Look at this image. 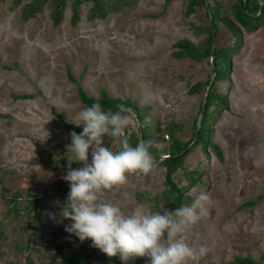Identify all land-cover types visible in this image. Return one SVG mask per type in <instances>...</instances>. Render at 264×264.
Segmentation results:
<instances>
[{
  "label": "rangeland",
  "instance_id": "rangeland-1",
  "mask_svg": "<svg viewBox=\"0 0 264 264\" xmlns=\"http://www.w3.org/2000/svg\"><path fill=\"white\" fill-rule=\"evenodd\" d=\"M27 3L0 1V264H50L57 246L66 254L75 250L64 227L70 220L59 217L69 191V182L62 179L68 165L66 145L71 142L64 122L75 124L86 106L68 71L88 96L98 97L104 88L113 98L128 99L144 111L151 137L164 138L155 141V147H168L171 124L179 126H173L172 133L188 142L204 102V85L214 76L213 63L211 57H175V43L187 39L201 44L208 36L207 6L217 3L230 17L236 0H206L190 15L184 13L188 0H118L102 19H88L92 2L84 1L75 24L68 1L56 25L50 0L23 20ZM239 31L238 52L231 57L227 78L215 84L228 100L210 125V142L222 157L211 147L193 146L191 140L183 167L173 175L186 185L188 171L202 173L186 186L185 203L201 191L210 196L207 212L186 234L190 244H207L208 251L186 264L264 256V26ZM234 42L219 22L212 45L221 48ZM196 82L203 86L190 93ZM134 125L127 133L140 138L136 114ZM114 139L106 136L103 142L116 150ZM164 172L157 164L147 174L128 173L126 182L103 191L100 198L118 202L125 212L160 210V204L153 206V197L164 188ZM249 201L253 203L247 205ZM84 244L90 264H112L91 240ZM133 259L134 264H145L148 258Z\"/></svg>",
  "mask_w": 264,
  "mask_h": 264
},
{
  "label": "clouds",
  "instance_id": "clouds-1",
  "mask_svg": "<svg viewBox=\"0 0 264 264\" xmlns=\"http://www.w3.org/2000/svg\"><path fill=\"white\" fill-rule=\"evenodd\" d=\"M134 122L135 114L122 103L117 110H105L99 101L80 109L74 123L82 125V131L72 130L66 145L68 165L62 179L69 182V191L59 217L70 220L64 225L66 232L80 241L90 238L91 245L108 256L118 254L122 261L146 256L145 264H186L208 251L207 244L193 245L186 238L207 212V192H199L179 207L161 205L151 212L140 208L125 212L118 202L100 198L103 191L126 182L128 173L143 175L157 166L151 140L139 139L133 145L126 138ZM106 136L115 138L118 149L103 142ZM73 162L82 166L74 168Z\"/></svg>",
  "mask_w": 264,
  "mask_h": 264
},
{
  "label": "trees",
  "instance_id": "trees-1",
  "mask_svg": "<svg viewBox=\"0 0 264 264\" xmlns=\"http://www.w3.org/2000/svg\"><path fill=\"white\" fill-rule=\"evenodd\" d=\"M2 1V0H0ZM17 3L18 0H12ZM47 0H29V3L25 4L22 9V18L26 20L35 16V14L41 11L43 3ZM71 4V23L75 24L78 20V9L79 6L84 1H91L92 5L89 8L87 13L88 19L99 18L102 19L105 17L108 9L115 8L116 2L118 0H111L110 3L105 2V0H50L51 5V18L53 24H58L61 20L63 9L67 2ZM170 0H166V4ZM206 4V0H188L186 10L184 11L185 15H190L195 11L197 5ZM233 13L230 17L224 16L221 13L220 8L217 3L212 4V6H207V13L209 19L208 26V36L201 44H194L191 41L185 39L180 40L175 43V46L178 47V50L174 52V56L177 58H189V59H200V58H212V63L214 65V78L212 84L208 90V93L205 97L204 108L201 115L199 116V129L197 134L195 133L196 124H194V129L191 135V139L188 142L181 141L172 133V127H179L176 124H171L167 126L169 144L167 148H157L153 145L155 141H163V136L151 137L149 122L144 119V111L141 112L137 106L128 99L113 98L110 96L106 90L103 88L100 91L98 97L88 96L80 87L77 80L72 76L70 71H68L69 79L77 83L78 94L81 102L85 106H89L93 101H99L101 106L107 110H117V105L125 104L129 109L137 115L139 122V131L141 132V139L151 140L150 149L155 155L159 165L164 167V188L153 197L155 209L158 205H164L168 208L179 207L182 204H185V198L189 196H184V190L186 186L193 185L197 179L201 178V171L198 169L190 170L186 173V185H180L177 181L174 180V173L177 169L183 167L184 156L188 152V144L191 140L194 139L192 145H200L203 149L206 147H211L214 149L219 157L221 156V151L217 145L210 142L211 129L210 125L215 118L216 110L221 106L227 108L228 100L227 95L221 94L217 91L215 84L218 81H224L227 78L228 72L230 71L231 66V57L233 54L238 52V43L240 41L241 35L239 29L244 30L245 32L256 31L259 27L264 26V0H236V3L232 6ZM233 15V20H232ZM223 23L227 29L235 37V42L233 46H224L221 48H215L212 44L214 36L216 35V30L218 23ZM238 26L236 25V23ZM211 50L213 53H211ZM208 82L204 86L208 85ZM203 86V83L196 82L189 88L190 93H196L199 91L200 87ZM210 107H213L212 110H209ZM59 116V115H58ZM0 117H4L0 114ZM69 134L72 130L76 132L82 131V125H75L73 123L64 122ZM126 138L129 143L135 144L140 138L138 134H129L126 132ZM202 144V145H201ZM167 156V157H164ZM160 159V160H159ZM29 202H33L30 201ZM252 201L247 202L252 204ZM69 240L74 244L75 250L71 254H66L62 246H57L53 250V257L50 264H90V255L86 249L84 241H80L75 234L69 233ZM2 234L0 233V239ZM90 240V238H89ZM134 257H130L127 261H122L119 258V255L108 256L105 255V260L107 263L111 262L112 264H134ZM134 261V262H133ZM10 264V263H7ZM226 264H264V256L260 260H254L250 256H237L232 261L227 262Z\"/></svg>",
  "mask_w": 264,
  "mask_h": 264
},
{
  "label": "water",
  "instance_id": "water-1",
  "mask_svg": "<svg viewBox=\"0 0 264 264\" xmlns=\"http://www.w3.org/2000/svg\"><path fill=\"white\" fill-rule=\"evenodd\" d=\"M211 53H213L212 50H211ZM211 58H213V56H211ZM211 68H212V70L214 71V65H213V64L211 65ZM213 78H214V76H213ZM213 78H212V79L209 81V83H208L207 91H206L205 97H206V95H207V93H208V90H209L211 84H212ZM204 103H205V98H204V102H203V104H202V108H201V111H200V115H201L202 110H203V108H204ZM198 129H199V121L196 123V129H195V133H196V134H197ZM140 139H141V135H140ZM194 139H195V137H194ZM194 139H193L192 141H194ZM187 147H188V146H187ZM164 157H167V156H164ZM159 160H160V159H159Z\"/></svg>",
  "mask_w": 264,
  "mask_h": 264
}]
</instances>
